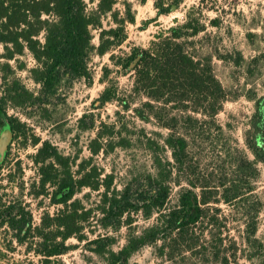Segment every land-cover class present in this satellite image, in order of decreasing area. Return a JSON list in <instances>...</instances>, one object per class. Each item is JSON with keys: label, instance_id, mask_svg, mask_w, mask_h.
<instances>
[{"label": "rangeland", "instance_id": "rangeland-1", "mask_svg": "<svg viewBox=\"0 0 264 264\" xmlns=\"http://www.w3.org/2000/svg\"><path fill=\"white\" fill-rule=\"evenodd\" d=\"M174 1L117 0V9L122 12V4L126 2L134 15V21L125 25L126 39L112 52L90 57V84L84 79L62 81L56 95L46 104H30L31 98L27 96L35 98L40 88L32 79L31 70L36 67L32 55L25 49L22 54L8 59L5 47L0 45L1 106L16 127L9 135L6 148L0 151V208L22 207L30 214L33 226L40 224L45 213L53 215L62 208L52 203L50 186L40 187L34 156L44 142L67 158L72 176L77 177L80 164L91 159L87 169L98 168L101 178L112 176V188L119 190L123 184L152 169L146 144L142 143L144 138L141 140L146 136L157 141L165 161L173 167L174 185L168 207L175 203L179 188H188V181L197 180L199 185L195 192L198 195L202 190L211 192L207 194L210 199L205 205L208 215L220 217L223 224L220 229L204 224L194 228L197 235L202 234L194 249L178 247L170 253L162 239L141 247L126 264H264V164H254L256 175L248 180L238 169L242 159L253 161L246 146V139L251 137L249 122L255 103L249 98L251 95L256 99L264 96V0H180L168 14L157 13L161 6L173 5ZM109 21V18L103 19L104 28H108ZM187 21L200 32L192 37L188 35L181 42H186L189 54L210 65L227 99L215 117L217 130L186 133L185 123L177 124V135L185 136L188 145L185 164L178 167L165 147L170 130L164 128V121L149 116L146 119L136 117L133 108L145 99L131 94L133 72L123 70L115 63L117 58L110 57L113 54L123 58L133 50L147 49L158 36H168L171 28ZM93 36L92 42L97 45L96 31ZM38 39L43 41L42 34ZM106 86L117 89L118 101L99 107L96 100ZM127 102L131 109L124 111ZM168 113L175 117L184 114L176 109ZM84 115L88 116L86 122L93 118L96 127L115 125L112 140L115 147L108 154H90L89 143L95 138L97 129L82 128L84 124L80 120ZM246 180L252 191L240 203H226L222 199L224 187L235 182L245 191L241 182ZM99 199L98 192L83 189L71 201L78 200L88 208ZM134 220L131 227L123 225L109 230L92 221L84 233L86 240L68 239L66 244L71 250L52 258L49 263H43L41 257L27 251V243L17 244L14 233L2 226L0 264H108V254H96L88 241L108 233L114 240L111 250L115 252L125 245L130 233L140 234L153 223V218L144 220L139 214Z\"/></svg>", "mask_w": 264, "mask_h": 264}, {"label": "trees", "instance_id": "trees-1", "mask_svg": "<svg viewBox=\"0 0 264 264\" xmlns=\"http://www.w3.org/2000/svg\"><path fill=\"white\" fill-rule=\"evenodd\" d=\"M179 2L175 0L173 5L161 6L157 13L166 15ZM116 4L117 0H0V45L5 47L7 58L22 54L26 49L36 62L31 74L40 88L35 98L27 94L31 98L30 104H46L56 95L62 81L84 79L88 84L92 82L88 66L90 57L93 54L103 56L119 47L126 39L125 25L134 21L130 4L123 2L122 12L115 7ZM106 18L110 20L108 28L103 26V19ZM94 31L97 32V45L92 42ZM199 32L197 26L187 21L171 28L168 36H158L147 49L133 50L123 58L113 54L110 57L112 60L117 58L115 63L123 70L133 72L131 94L145 99L133 108L136 117L146 119L149 116L156 121H164V128L170 130L165 147H168L170 157L178 167L185 164L188 145L185 136L177 135V124L180 121L185 123L186 133L190 130L194 134L205 129L217 130L215 117L227 99L210 65L189 54L186 42H181L188 35L192 37ZM41 34L42 42L38 39ZM136 59L134 67L130 68ZM117 95V89L106 86L96 102L99 107L104 106L118 101ZM249 99L255 103L249 122L251 137L246 139V146L253 161L242 159L238 166L247 180L256 175L254 164H264V96L256 99L251 95ZM1 104L0 100V138L12 135L16 128ZM130 107V102L125 103L124 111L130 110ZM171 109L184 114L169 116L168 110ZM87 117L84 115L80 120L84 124L82 128L97 129L95 138L89 143L90 154H108L115 147L112 143L115 125L96 127L93 118L85 121ZM143 138L152 169L144 176L123 184L119 190L112 188V176L101 178L98 168L92 166L87 169L91 159L80 164L77 177L72 176L67 158L44 142L34 156L40 187L50 186L53 189L52 203L62 208L53 215L45 213L40 224L33 226L28 212L20 206L9 205L0 208V227H8L14 233L17 244L27 243V251L41 257L43 263H49L52 258L71 250V246L66 244L68 239L86 240L84 233L92 221L104 230L123 225L131 227L138 214L144 220L153 218V223L140 234L130 233L121 249L111 250L114 240L108 233L88 241L94 246L96 254H108V264H126L141 247L156 244L162 239L169 246L170 253L178 247L194 249L202 237V234L197 235L193 231L194 228L204 224L220 229L223 224V219L208 215L205 209L210 199L207 194L211 192L202 190L198 195L195 192L198 181H188V188H179L175 203L168 207L174 185L173 167L165 161L157 141L146 136H142L141 140ZM246 181L241 182L245 191L239 183L222 184V187L226 186L222 199L226 203H240L252 191ZM83 189L98 192L100 199L94 206L86 208L78 200L71 201ZM255 230L254 226L252 237Z\"/></svg>", "mask_w": 264, "mask_h": 264}, {"label": "water", "instance_id": "water-1", "mask_svg": "<svg viewBox=\"0 0 264 264\" xmlns=\"http://www.w3.org/2000/svg\"><path fill=\"white\" fill-rule=\"evenodd\" d=\"M138 59H136L131 65H130V68H133L135 63L137 62ZM10 140V136L9 135H3L1 138H0V148H3L5 149L6 146H7V143L9 142Z\"/></svg>", "mask_w": 264, "mask_h": 264}]
</instances>
